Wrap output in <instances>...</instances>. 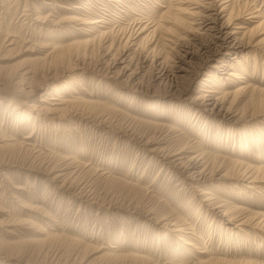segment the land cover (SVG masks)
<instances>
[{
  "label": "rangeland",
  "instance_id": "374dc122",
  "mask_svg": "<svg viewBox=\"0 0 264 264\" xmlns=\"http://www.w3.org/2000/svg\"><path fill=\"white\" fill-rule=\"evenodd\" d=\"M180 1L0 0V146L16 147L0 149V264H198L208 258L219 264H264V232L228 224L234 213L264 224V182H258V190L237 181L235 164H253L264 172V55L253 49L242 53L246 74L238 65L217 73L225 92L247 85L256 90L231 95L225 104L245 116L239 128L188 111L197 109L192 100L208 69L187 98H173L151 84L149 74L143 77L147 89L134 93L101 67L142 27L149 30L137 51L171 61L188 44L183 32L189 20L177 7L189 9V4ZM204 2L218 10L227 3L232 27L248 11H258L264 20V0ZM255 36L264 38V24ZM142 37L147 38L142 42ZM114 66L115 71L123 67L120 61ZM229 70L245 79L228 85ZM25 73L33 93L28 85L20 92L16 84ZM44 97L47 104L61 99L70 107L61 117L22 118L32 113L27 106ZM249 115L256 120L249 121ZM179 147L202 152L216 178H233L190 189L192 183H182L149 153ZM216 156L233 162L227 173L228 164L219 169ZM201 189L224 205L214 215L201 207ZM227 209L229 217H223ZM175 220L178 225L171 226ZM180 226L184 233L173 231Z\"/></svg>",
  "mask_w": 264,
  "mask_h": 264
},
{
  "label": "bare ground",
  "instance_id": "6f19581e",
  "mask_svg": "<svg viewBox=\"0 0 264 264\" xmlns=\"http://www.w3.org/2000/svg\"><path fill=\"white\" fill-rule=\"evenodd\" d=\"M185 3L189 4V9L181 8V5H178L177 12L185 13L187 20H189L190 27L188 30H184L186 32H183L186 40H188V44H186L187 46H183L182 44H180L182 45V49L179 50L177 55L171 58V61L169 60L170 58L168 59L167 57H162L159 55H151L152 58L150 57V59V55H143L141 54V51H137L138 46L141 44V42H139L140 37L149 30L146 27H142L138 28L135 34L127 36L125 38L122 50L120 52L118 51V53L113 54L114 57L111 58L110 62L103 61L101 67L104 68L106 72L105 74H107L108 76L110 75V78L119 80L118 82L122 81V83H124L123 85H126L127 87L131 88L134 93H142L144 92L142 91L143 88L147 89V85H145L143 82V77L149 74V81L151 82V84L155 86H163V93H166V96H172L173 98L174 96H181L182 98H187L191 91L192 84L196 82V79L201 73V71L204 69H208L209 71L205 74L206 78H203L200 82L201 84H199V86L201 87L199 90L200 92L198 91V94L192 100L193 104H191V106L195 105L197 109H194V106L188 107V111H192L194 114H196L197 116L195 118L199 119L203 116L206 122L208 120L212 122L219 121L227 125L238 126L239 128V126H241L240 124L244 122L245 116L240 114L238 115L237 113L232 111V104H230L229 106H226L225 104H227L228 98H230L231 95V97H233L236 94H240L243 92L251 93L256 90L251 86L247 85L237 86V88L232 93L225 92L221 87V83L223 82H221V78L217 73L219 69H233L235 66L238 65V69H240L239 71H241L242 75L246 74L245 69L247 68V66H245L246 64L243 65L242 61L239 60V57L242 56V53L244 51L248 52V50L253 49L256 52L258 51L257 53L264 55V38L257 40L258 36L254 37L256 29L262 24H264V20L261 17V13H259L258 11H248L245 15H243L247 16L245 17V19L243 17V22L235 23V26L232 27L233 21H235V19L231 13L232 10L230 13H228V15L225 14V12L227 11L226 9H228V4L226 2L224 3H226L227 6L222 2L224 5H221V8L219 10L217 9L215 3L213 4V2H208V7H206V4L204 5V0L180 1V4ZM203 5L205 7H203ZM97 23L98 22H83L82 24L93 26ZM153 32L154 31H150V33ZM142 38L143 42L144 40H146L147 37ZM190 53L196 54V58H192L190 55H187ZM229 53H231L233 56L227 60V55ZM245 53L243 54L245 55ZM116 58L118 62L120 61V64H122L123 67L115 71L113 68H115V62H117ZM132 64H135V66L133 70H130V68L128 67ZM129 71L130 73H128ZM225 75L227 76L225 80L227 81L228 85L233 84L234 81L232 79H245L232 70L225 71ZM30 80L31 79L27 77V73L23 74L19 78L16 84H20V92L25 91L23 85H28L27 88L30 89L28 93H33L34 88L32 87ZM186 80H188L189 82L188 85L185 87H181V85L183 84L182 82ZM246 83L247 82H245V84ZM45 98L46 97L40 99L38 101L40 102V104L38 105L30 104L29 106H27L26 108L28 109V111L32 113L31 115H28L29 113L26 114L27 116L22 115V118L26 117V119L24 118L25 120H36L39 117L49 119V117H51L52 115L55 116L56 114L58 117L59 115L61 117V115L66 111V109L70 107L68 104H65V101L63 102V100L61 99L58 100L57 103L47 104L48 102L45 101L47 98ZM49 99L48 101H57L56 97ZM85 104L91 105L92 103L86 102ZM34 113H36V115L33 116ZM246 117H248L249 121L256 120L255 115H249ZM145 144L148 145V143L146 142ZM14 148H16L14 145H9L5 143L3 146H0V149L7 151L14 150ZM188 148L189 147H179L175 150H168L166 148H156L153 150H149V153L154 154L156 157H159L162 160V163L166 164L168 168H170L169 170H173L172 174L178 175L180 177L182 183L183 180H187L188 182L192 183V186L189 187L190 189L193 188V190L196 191L200 187L202 182L205 183L209 180L224 181L229 179L231 180L233 178L229 177V179H226L223 177V175L222 177L216 178L215 175H212L214 169L210 168V164H208L209 159H206V156H204L202 152H198L199 154L195 152H189ZM191 148L194 149L193 146H191ZM212 158L220 162L221 167L219 169H221L222 166L226 165L227 163L228 165L226 166V173L230 170V168L227 167L229 166V164L233 163L231 160H227L223 157L218 158L217 156ZM235 164L237 166L236 168L239 170L237 177L239 180L237 181H248L247 183L249 184V186L252 187V189H258V182H264V172H261L263 168H257L256 165L249 163ZM235 164H233L231 168H233ZM219 169L216 170L217 173L220 172ZM61 177H63V175L57 176V178ZM198 192L201 207L203 209L205 208L207 211H213L212 215L218 212L216 210L224 206L219 204L218 200L216 201L214 194L209 192L208 189H201L198 190ZM228 211L229 209L225 210L222 216H231V218L228 219V224L230 223V221H235L237 224L234 227L236 229L241 228L239 229V231H243V228H245L246 226L249 227L253 225L254 229L264 232V224L262 225V223H259L258 221H251L250 218L246 216L241 217V215L238 213L229 215L230 212ZM239 217L241 219H239L238 221L237 218ZM170 224V221H168L164 224V226H170ZM177 225L178 224L176 220L173 221V224H171V226ZM184 230L185 229L180 226L179 228L173 231L184 233ZM189 246L192 245L189 244ZM210 259L208 258V260L205 261L201 260V262L199 260L198 264L222 263L220 260Z\"/></svg>",
  "mask_w": 264,
  "mask_h": 264
}]
</instances>
